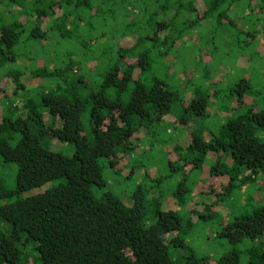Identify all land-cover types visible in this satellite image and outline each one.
<instances>
[{"label":"trees","instance_id":"trees-1","mask_svg":"<svg viewBox=\"0 0 264 264\" xmlns=\"http://www.w3.org/2000/svg\"><path fill=\"white\" fill-rule=\"evenodd\" d=\"M252 15L263 26L240 31L250 73L253 57L264 67V0H0V177L15 171L13 189L0 178V264H264V83L224 88L206 69L212 23L229 33ZM154 144L160 168L141 158ZM181 164L203 181L179 184L174 203L222 180L214 202L244 198L218 236L257 247L216 261L191 250L195 224L163 209ZM106 169L136 178L131 205L107 189Z\"/></svg>","mask_w":264,"mask_h":264},{"label":"rangeland","instance_id":"rangeland-1","mask_svg":"<svg viewBox=\"0 0 264 264\" xmlns=\"http://www.w3.org/2000/svg\"><path fill=\"white\" fill-rule=\"evenodd\" d=\"M257 23L259 25H256L255 27V24ZM235 24H236L235 30L231 29V32L228 33L226 32V30L230 28H226L225 26H222L221 30L215 32L214 23H212V27H210L206 38H208L209 41L211 38H213V40L211 41V46L213 48L212 56L214 61H212L210 64H207L206 69L212 75V80L216 81L221 87L224 88L231 86H232L231 88H233L234 87L233 85L234 84L236 85L237 81L240 79L241 76L250 80L252 79L253 86H255V83H257V81L261 82L260 84H263L264 80L263 81L260 80L261 78H264V71H260V70H264V67L260 68L259 61L257 58L253 57L252 60L253 64L251 66L257 69L253 73H250L251 68L248 69L249 64L244 66L247 68L243 67V62L241 61L243 59L242 54H247L248 52V55H251L254 54L255 51H253V44L252 47H244L246 35L240 33V31H247L246 29L248 28H257L258 26L261 28L263 26L262 20L257 19L254 15H252L251 17L244 18L242 20L240 18V20L236 21ZM210 31H212L211 34L209 33ZM193 48L195 52H197L196 48L195 47ZM202 64L204 63L202 62ZM183 65L185 64H181V66L177 65V67L175 68L173 67V69L170 70V74L174 76L179 83L184 80V76L180 75V72L183 70L182 68ZM203 67L204 66H202L201 68ZM198 76L199 74L197 73L196 78H198ZM179 85L180 88L182 89V85L181 84ZM29 87H32V85H30ZM25 99H26L25 95L18 94L17 101L15 100L16 104L22 105ZM215 105L216 104H214V106ZM212 110L214 111V109ZM235 115H237V113H233L230 115H224L222 113V116H225L227 118H233ZM182 130H184L183 135L182 132H177L175 134L176 138H180L182 135L183 138L182 137L181 138L184 139L185 138L184 135L186 134L188 137H190L189 133L192 130V126L189 125L186 128H183ZM146 143L152 144L151 142H146ZM59 146L60 145H56V148H59ZM142 151H146L145 154L146 153L148 154L147 152L148 150H146L145 146H143ZM63 152L65 154L71 153L68 150H63ZM167 152L169 153L170 159H172L173 161L175 158L174 157L175 152L173 151L172 146H168ZM141 158L143 161L145 162L147 161L148 164L149 163L153 164L156 162L157 163L163 162L164 164L165 162V154H163L160 151L159 145L157 144H154V146L151 147V152L146 158L144 157ZM141 158L139 159V161L141 160ZM5 165L4 167H6ZM141 166L148 168V166L144 164H142ZM157 166L158 168H160L162 165H160L159 163L157 164ZM149 169L151 170V167H149ZM140 170L142 171L141 173L144 172L143 168H140ZM154 173L157 174L156 172ZM160 173L163 176L169 174L166 169H162V171L160 170ZM203 173L204 172L202 170V171H198V174L189 175V173L183 171V164H181V168H179L177 172L174 175H172L171 178L165 180L162 184V188L166 191V199L164 201L163 209H170L172 211L179 212L183 219L190 218L191 221L195 224L191 230L190 235L187 238L188 246L197 256L206 257L208 259H212V261L218 260L219 258L223 257L225 254L232 251L233 249L242 252L248 247L251 246L257 247L256 245H253L252 243L247 241L243 242L241 245H238L236 248L231 247L226 240L218 236V233L220 232V228L223 226V223H226L230 218L233 217L234 214H237L239 211L242 210L238 200L242 202L244 198V195L242 196L238 195V199L230 198L228 200L227 197V198H222L223 200L219 198L218 200L219 202L217 201L214 202L215 197H213V195L217 193H221L222 186L225 185L224 183H222V180L217 178L209 179V180L206 179L205 183L206 185L207 184L209 185L210 190L212 191V193L209 195L204 194L203 190L205 189L202 188V182L197 183L196 184L197 186L193 188V193L190 196V201L188 200L184 208H180L177 204L174 203L175 200L171 198L170 194L173 195L178 192L179 184H181L182 186L184 185L190 186L191 188L195 182V179H197L196 176H199L198 180L200 178V181H203L201 177ZM1 174H3V177L0 178L6 181L5 188L8 190L13 189L15 171L4 168L2 169ZM151 174H153V172H151ZM103 176L108 182L107 189L113 191L114 194L117 197H119L125 205L127 206L131 205V199L129 196L131 195L130 193L132 192V190H134L136 185L138 184L136 178L134 177L133 180L131 181H126V180L122 181V178L112 173L111 169L104 170ZM182 182H184V184ZM182 186L180 188H182ZM187 189L189 188L186 187V190ZM170 199H172L173 201H170ZM234 207L236 208V210ZM230 209L232 211L234 210L232 214L230 212ZM208 213H209L208 216L201 217V215H206ZM197 218L201 221H198ZM1 227H3V224L1 225ZM245 262H246V257L243 254H241L240 264H245Z\"/></svg>","mask_w":264,"mask_h":264}]
</instances>
